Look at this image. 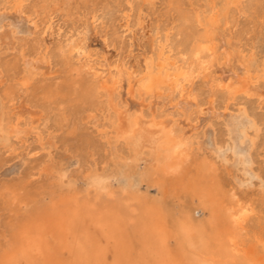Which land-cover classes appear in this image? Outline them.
I'll return each mask as SVG.
<instances>
[{
    "label": "bare ground",
    "instance_id": "bare-ground-1",
    "mask_svg": "<svg viewBox=\"0 0 264 264\" xmlns=\"http://www.w3.org/2000/svg\"><path fill=\"white\" fill-rule=\"evenodd\" d=\"M263 152L264 0H0V264H264Z\"/></svg>",
    "mask_w": 264,
    "mask_h": 264
},
{
    "label": "rangeland",
    "instance_id": "rangeland-1",
    "mask_svg": "<svg viewBox=\"0 0 264 264\" xmlns=\"http://www.w3.org/2000/svg\"><path fill=\"white\" fill-rule=\"evenodd\" d=\"M13 19L17 20L14 17H13ZM16 22H18L19 27L22 26V29L28 28V23H26L24 21H20L19 19ZM27 33H29V32H27ZM5 50H7V49H3V51H5ZM10 54H11V52H6L5 54H2V55L3 56L7 55L8 57H12L13 55H10ZM21 109L24 110V111H29L26 108V106H22ZM60 148L61 149H59V150H65L66 149L64 147H60ZM67 154L72 156L71 157L72 160L71 161H70V159L68 160V162L70 161L69 164H71L70 170L74 169V168H77L78 167V159H79L78 154L75 151H73V150H69ZM263 155H264V152H263ZM66 158H68V157H66ZM112 163H113V161L109 157L107 160L103 161L100 164V163H98V160H95L94 156L91 155L89 157V165L90 166L87 169L84 170V173L88 172V170L89 171H93V170L96 169V166H99L101 168H105V170L107 172H109L110 170L112 171V173L114 175L112 180H113V183L115 185L123 184V182L125 180V176L124 175H120V174L116 173L115 171H113L111 169L112 168ZM23 166H24L23 158L22 157L15 158L14 160H12L10 163H8L5 167H3L0 170V179H2V178H11V177L16 176L18 174V172L20 171V169H22ZM80 183H84V181L81 180Z\"/></svg>",
    "mask_w": 264,
    "mask_h": 264
}]
</instances>
